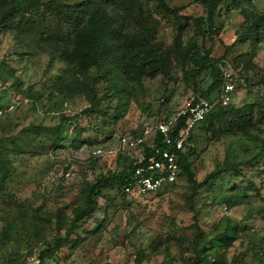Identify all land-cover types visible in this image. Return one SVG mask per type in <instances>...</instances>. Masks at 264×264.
Returning <instances> with one entry per match:
<instances>
[{
	"label": "rangeland",
	"instance_id": "obj_1",
	"mask_svg": "<svg viewBox=\"0 0 264 264\" xmlns=\"http://www.w3.org/2000/svg\"><path fill=\"white\" fill-rule=\"evenodd\" d=\"M165 1L170 8L182 7L180 15H204L203 8L192 0ZM253 4L257 11L264 10V0H254ZM240 10L227 14L219 10L210 41H202L192 27L183 33L184 42L194 38L199 46L211 53L210 64L199 77L200 90L193 92L185 86L180 80V70L176 69L170 81L160 75L144 79L141 92L124 95L119 104L116 100L112 104L101 100L99 107L104 116L81 114L88 106L84 97L74 95L63 100L56 92L50 95L49 85L60 74L63 65L57 63L48 67L47 54L27 51L14 39L12 32L0 29V84L3 87L0 89V137H16L15 144H8L16 172L10 190L27 201L29 215L38 214L32 216L37 231L28 242L23 239L17 249L18 245L12 241L1 243L0 264L36 261L39 249L56 236L51 218L53 212L62 210L70 215L79 203L83 182L94 181L98 175L114 168L110 157L113 154L105 153L116 149L119 137L138 134L144 127L176 115L190 94L202 92L201 95L209 98L212 93L207 92V88L215 78L223 81L225 74L230 75L235 85L232 105L239 107L264 101V84L258 82L252 87L246 86L242 82L240 66L233 61L238 55L243 58L246 54L252 55L256 76L260 79L264 73V40L255 46H234L230 55L222 59L243 22ZM150 15L159 21L157 38L170 45L177 35L175 19L155 9L150 10ZM89 73L97 75L95 69ZM29 92L42 93L43 97L35 102ZM13 96L15 108L9 111L7 107ZM62 113L70 120L61 123ZM258 119L259 115L255 113L253 122ZM57 127L61 128L58 134L63 137V147L54 153L50 141L43 148L35 141L28 146L24 134H20L27 129L31 137L54 138ZM77 133L79 139L86 142L75 150L70 143ZM252 136L225 134L216 137L210 132L200 133L196 128L192 142L194 154L190 158L194 179L202 182L225 162L251 159L264 141V125H259ZM97 150L100 155L93 164L90 161L96 157L94 151ZM261 169L264 170V165ZM242 171L249 176L252 174L248 167ZM251 178L257 181L261 195H264L263 186L260 187L264 184V174L257 173ZM189 193L190 186L184 176L168 191L146 198L130 200L117 191L106 190L97 200L95 213L70 236L71 241L78 239V244L65 245L47 264H192L196 228L201 232L196 250L201 251L202 264L213 258H222L227 263L236 260L239 264H264V216L256 210L264 201L250 194L248 200L233 205L232 193L221 183L201 187L191 198ZM2 217L0 210V228ZM100 222L104 224L103 229L93 232Z\"/></svg>",
	"mask_w": 264,
	"mask_h": 264
},
{
	"label": "trees",
	"instance_id": "obj_2",
	"mask_svg": "<svg viewBox=\"0 0 264 264\" xmlns=\"http://www.w3.org/2000/svg\"><path fill=\"white\" fill-rule=\"evenodd\" d=\"M192 2L203 8L204 15L199 17L180 15L182 7L170 8L165 0H0V29L12 32L14 39L27 51L47 54L48 67L57 63L63 65L60 74L56 75L49 85L50 95L56 92L63 100L74 95L84 97L88 106L81 114L103 115L99 107L101 100L110 104L116 100L119 104L118 101L124 95L141 92L144 79L160 75L170 81L173 80L172 72L176 69L180 70V80L185 86L190 87L193 92L200 90L199 77L208 68L211 53L210 50L199 46L194 38L184 42L182 36L188 27H192L195 35L200 36L202 41H210L215 29L214 18L219 10L227 14L241 9L240 13L243 16L235 41L222 59L230 55L234 46H255L264 40V10L257 11L253 4L254 0H192ZM151 9L175 19L178 26L177 35L170 45H165L157 38L159 21L150 15ZM245 56L243 58L242 55H238L233 60L236 66H240L242 82L248 87L258 82L264 84V73L260 75V79H257L256 68L252 63L253 56L248 54ZM91 69L97 71L96 76L90 75ZM222 84L221 78L213 80L207 88V92L212 93L209 98H217ZM29 93L35 102L43 97L42 93ZM255 113L259 115L257 122H253ZM172 117L161 120L167 122ZM69 120L70 118L64 113L61 114V123ZM185 124L186 117H179L170 135H176L184 130ZM259 125H264V101L247 103L239 107L230 103L228 106H218L211 110L189 131L185 149L178 157V179L158 193L168 191L184 176L190 186V198L201 187L221 183V186H226L227 192L232 193L233 205L248 200L250 194L264 201V195H261L257 181L251 178L257 173L264 174V170L261 169V165H264V141L259 152L248 161L225 162L217 166L202 182L194 179L193 161L190 159L194 154L192 142L196 128L200 133L210 132L211 136L216 137L241 134L252 138L253 132L259 129ZM76 129L77 127L74 128ZM57 130L54 138L44 136L43 139H39V135L31 137L27 129L20 131V134H24L28 146L35 141L37 146L43 148L44 144L50 141L54 153L57 148L63 147L61 144L63 137L58 134L61 128L57 127ZM141 132L130 136L136 137ZM78 134L72 137L70 143L75 150L80 149L86 142L81 141ZM15 139L16 137L13 136L0 137V206H2L0 210L4 216L3 226L0 228V245L12 241L18 245L17 249L23 243V239L28 242L30 236L36 233L37 226L33 217L38 214L29 215L27 201L21 200L10 190L16 172L8 144H15ZM161 139L162 136L156 133L158 146L165 148ZM110 157L113 158L114 168L98 175L94 181L83 182L79 203L72 209L70 215L62 210L53 212L51 218L55 225L56 236L50 243H45L44 248L39 249L36 261L23 263L20 260L15 261L14 258V264H47V261L65 245L78 244V239L71 241L70 236L76 234L81 223L95 213L98 207L97 200L104 191H117L121 196L126 197L122 190L136 165L130 157L117 154ZM98 158L99 156L94 157L90 162L94 164L95 159ZM244 167L251 169L250 176L242 171ZM262 186L264 190V184L260 186L261 189ZM148 196L150 195L126 198L133 200ZM237 198H240L239 202L236 201ZM256 210L264 216V204ZM103 227L104 224L100 222L93 232L101 231ZM62 230H64L63 234H61ZM200 234V230L196 228V236L193 240L195 258L192 264L203 262L201 251L196 250ZM203 264L239 263L236 260L227 263L222 258H213Z\"/></svg>",
	"mask_w": 264,
	"mask_h": 264
},
{
	"label": "built area",
	"instance_id": "obj_3",
	"mask_svg": "<svg viewBox=\"0 0 264 264\" xmlns=\"http://www.w3.org/2000/svg\"><path fill=\"white\" fill-rule=\"evenodd\" d=\"M2 88L0 84V89ZM234 90L235 85L230 75L225 74L217 98L190 94L169 121L160 120L153 125H148L136 137L130 135L119 137L116 149L107 151L105 154L130 157L136 165L122 193L126 197L147 196L158 193L164 187L175 183L179 176L178 157L185 149L189 131L214 108L228 106L232 101ZM14 98L15 96L7 107L9 111L15 108ZM182 116L186 117L185 129L176 135H170L177 119ZM156 133L162 136L161 142L165 148L158 146ZM94 155L99 156V150L94 151Z\"/></svg>",
	"mask_w": 264,
	"mask_h": 264
}]
</instances>
